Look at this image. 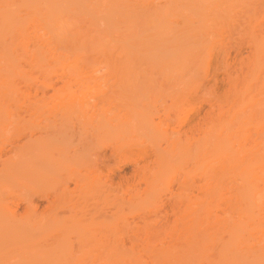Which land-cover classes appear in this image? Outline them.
I'll return each instance as SVG.
<instances>
[{
  "label": "bare ground",
  "instance_id": "1",
  "mask_svg": "<svg viewBox=\"0 0 264 264\" xmlns=\"http://www.w3.org/2000/svg\"><path fill=\"white\" fill-rule=\"evenodd\" d=\"M28 1L0 0V120H97L110 151L138 150L145 187L108 186L110 223L93 251L43 236L36 248L0 251V264H264V0H36L45 16L24 17ZM82 5L84 26L69 22ZM256 28L253 58L233 79L222 37ZM214 50L230 89L201 115L194 96L208 89ZM177 63L184 70L171 74ZM54 79L62 87L47 98ZM158 80L171 84V104L153 108L142 97ZM7 170L27 186L40 171ZM74 183L83 193L85 177ZM0 225L8 234L10 221Z\"/></svg>",
  "mask_w": 264,
  "mask_h": 264
},
{
  "label": "rangeland",
  "instance_id": "2",
  "mask_svg": "<svg viewBox=\"0 0 264 264\" xmlns=\"http://www.w3.org/2000/svg\"><path fill=\"white\" fill-rule=\"evenodd\" d=\"M28 3L31 4L28 11L24 6H20L24 17L45 16L47 11L45 3L36 0ZM86 11L88 8L82 5L69 12L67 20L84 26ZM240 30H236L239 33L230 34L232 36L229 38L225 37L228 34L225 36L223 34L225 44L217 43L223 44L222 48L225 45L224 51H228L226 61L222 58L221 52L216 58L215 55L220 50H214L212 57L214 60L211 66L209 65L210 68L203 65L211 74L206 80L204 78L208 72L202 76L200 74L203 72L199 74L208 86L207 90H203L207 88L204 86L194 96V102L198 104L201 115L208 108L209 98L223 97L229 91L230 84L226 75L229 74L228 76L235 79L243 63H248L253 58V43L261 36L259 30L256 28L251 33ZM80 40L81 38L77 39L78 42ZM262 43L261 47L264 49L263 39ZM234 46L238 48L239 53L235 52ZM220 61L228 64V66L225 64L229 71L226 75L227 71L221 69L223 64L221 65ZM201 62L199 56L194 61L198 65ZM213 62L219 64L218 69L212 65ZM198 65L197 70L203 69L202 64L201 68ZM213 66L216 69L213 70ZM211 67L215 72L211 71ZM168 69L171 70V74L184 70L178 63ZM158 81L155 82L158 86L155 87L157 91L154 89L142 97L143 104L146 102L153 108L171 104L169 97L171 84ZM61 87L62 81L55 80L52 86L45 88L46 97L52 98ZM51 104H54V100L49 99L47 105ZM53 119L44 116L28 118L24 115L23 118L0 120V224L2 221H10L11 224L8 234L0 236L1 252H24L36 248L39 246L38 242H44L37 240L46 236L48 242L58 240L57 242L64 243L71 249L70 251L74 250V253L78 252L80 255V251L95 248L99 232L107 231L105 228L110 223L109 217L105 215L108 208L106 199L108 186H112L118 192L132 182L139 183L140 189L145 187L137 177L138 166L142 161L138 158V150L135 147L110 151L112 149L106 144L108 133L99 130L97 120L90 122L78 117L69 120L58 119L59 121ZM111 152L113 154H109ZM35 163L40 170L39 176H36L29 186L24 184L25 180L21 174L11 176L7 170L11 164ZM147 164L152 167V157ZM81 176L85 177L83 193H80L74 183V179ZM65 185H68L70 191L63 190ZM26 198L32 201L33 207H27L24 201ZM113 220L114 218L111 221ZM7 261L12 263L13 258L8 257Z\"/></svg>",
  "mask_w": 264,
  "mask_h": 264
}]
</instances>
